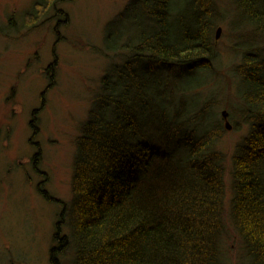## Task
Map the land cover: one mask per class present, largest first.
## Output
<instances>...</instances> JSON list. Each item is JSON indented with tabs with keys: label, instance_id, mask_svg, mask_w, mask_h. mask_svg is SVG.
Listing matches in <instances>:
<instances>
[{
	"label": "trees",
	"instance_id": "16d2710c",
	"mask_svg": "<svg viewBox=\"0 0 264 264\" xmlns=\"http://www.w3.org/2000/svg\"><path fill=\"white\" fill-rule=\"evenodd\" d=\"M226 1L228 15L217 0H129L107 24L118 59L75 139L51 264H230L229 226L237 264H264V0ZM60 2L35 0L27 23L52 13L59 24ZM221 15L239 55L234 96L203 80H217ZM222 105L251 128L231 156L228 208Z\"/></svg>",
	"mask_w": 264,
	"mask_h": 264
},
{
	"label": "rangeland",
	"instance_id": "374dc122",
	"mask_svg": "<svg viewBox=\"0 0 264 264\" xmlns=\"http://www.w3.org/2000/svg\"><path fill=\"white\" fill-rule=\"evenodd\" d=\"M34 1L0 0V264H51L58 200L71 196L75 139L115 56L106 51L105 28L129 0H61L59 24L52 13L28 24ZM217 1L219 14L231 12L229 2ZM222 15L215 32L220 26L217 80L209 82L215 74L203 80L208 91L215 87L220 96H234L232 67L239 55L231 49L230 19ZM220 109L229 112L224 105ZM232 116L230 128L224 118L218 143L227 155V208L231 156L251 129L234 110ZM238 244L229 226L223 250L230 264H237Z\"/></svg>",
	"mask_w": 264,
	"mask_h": 264
},
{
	"label": "water",
	"instance_id": "95a60500",
	"mask_svg": "<svg viewBox=\"0 0 264 264\" xmlns=\"http://www.w3.org/2000/svg\"><path fill=\"white\" fill-rule=\"evenodd\" d=\"M220 31H221V27L219 26L218 29H217L216 37L219 36ZM222 114H223V117L226 119V127L230 128L231 125L229 124V122H228V120H227V117H228V111H227V110H223V111H222Z\"/></svg>",
	"mask_w": 264,
	"mask_h": 264
}]
</instances>
